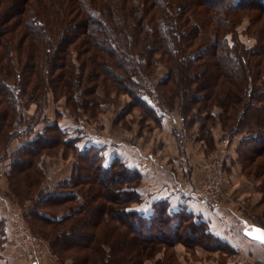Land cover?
I'll return each instance as SVG.
<instances>
[{"label": "trees", "instance_id": "obj_1", "mask_svg": "<svg viewBox=\"0 0 264 264\" xmlns=\"http://www.w3.org/2000/svg\"><path fill=\"white\" fill-rule=\"evenodd\" d=\"M18 3V14L10 13L14 25L0 20V147L12 137L13 121L22 119L21 108L31 103L39 108L49 91L55 97L73 98L72 109L87 107L97 98L99 86L127 92L135 106L156 118L150 100L139 91L147 83L139 76L150 81L160 62L166 71L154 85L150 83L158 107L167 108L176 101L183 123L190 124L213 120L217 106L227 133H247L240 145L238 142L237 160L251 149L249 159L261 158L256 175L264 172V14H255L244 31L254 40L251 45L240 41L236 29L237 13H264V0ZM17 27L19 33H15ZM7 41L15 43L16 56L5 45ZM79 94L75 102L74 96ZM242 99L246 102L239 106ZM18 132L24 133V129ZM51 141L73 150L82 158L83 167L73 172L68 184L37 188L41 176L36 156ZM76 142L57 123L49 124L44 133L23 142L9 173L10 179L14 175L15 196H32L25 211L30 226L44 233L51 226V248L60 256L72 251L83 254L76 264H143L144 247L149 248L148 243L158 240L160 234L165 238L160 230L167 223H172V237L184 221H189V232L195 227L197 236H212L185 206L172 210L165 199H158L147 215L133 208L130 204L140 200L135 188L140 173L117 156L106 164L98 149L79 148ZM2 223L0 220L1 231ZM77 238L80 242L75 243Z\"/></svg>", "mask_w": 264, "mask_h": 264}, {"label": "rangeland", "instance_id": "obj_2", "mask_svg": "<svg viewBox=\"0 0 264 264\" xmlns=\"http://www.w3.org/2000/svg\"><path fill=\"white\" fill-rule=\"evenodd\" d=\"M19 1L21 0H0V20L3 19L5 25L11 26L15 21L10 13L18 14L17 6L21 3H18ZM237 14H240L236 26L238 37L244 45H251L254 40L247 38L244 31L248 30V24L255 18V14L264 13L245 10ZM2 26L0 25V28ZM15 33H19L18 27ZM5 45L13 48L15 56L17 55L14 42L7 41ZM72 57L76 59V54L73 53ZM75 62L77 65V60ZM156 63L158 66L154 71L153 79L149 81L139 76L140 80L147 82L140 86L139 91H143L144 98L150 100L156 118L152 113L148 114L135 106L134 98L130 93H118L116 90L102 86L97 88L95 91L97 98L91 100L87 107L78 106L72 109L73 98L69 101L64 96L55 97L52 91H49L39 108L34 103L21 108L22 119L19 122L13 119L10 129V132L13 131L12 137L3 148L0 147V198L4 200L0 199V220L3 222L2 231L0 230V248L3 249V245L6 244L18 246L10 219V216L18 215L31 234L48 244L49 252L40 262L76 264L75 260L81 254L72 251L60 256L51 248L50 241L53 238L50 232L51 226L45 227L47 233L42 230L40 232L37 228L32 229L28 221L30 217L25 213L32 202V196L29 199L16 197L12 191L14 175L12 174V179L9 177L12 161L21 155L23 142L39 133H44L49 124L57 123L66 130L68 136L75 137L79 148L89 146L93 151L95 147L98 152H102L104 163L107 164L113 154V158L118 155L121 160V155L128 160L127 164L125 162L128 168L130 164L133 166L130 168L147 175L148 180L142 181L141 177L136 187L133 185L127 187H135L139 194L140 192L144 194L143 196L140 194L139 202L137 200L130 204L133 208H142L146 207V204H151L149 210H153L157 190H168L171 193L186 194L187 198L191 197V201L205 211L211 209L218 212L216 221L219 224L208 225L207 221L202 219L205 215L203 212L197 215L190 210L191 208L186 207L193 213L194 221L207 225L206 233L215 236L213 230L223 232L226 236L225 242H220L222 239L218 237L219 241L215 238L217 236H197L198 228L195 227L189 232L187 228L190 225L189 221H184L183 227L172 237V229H170L172 223L169 225L167 223V226H163L160 230L166 233L165 238H161L162 234H160L158 240L148 243L149 248L144 247L143 264H264V249L262 247L256 249L254 243L239 235L233 218L225 215L224 210H221V207L228 206L243 214L250 222L264 226V172L256 175L260 169L261 158L257 157L254 161L249 159L252 150L247 148L248 151L241 149L244 150L242 157L237 160L238 142L240 145V140L247 133L241 131L227 133L221 123V110L217 106L214 108L216 114L213 120L205 122L196 120L190 124L183 123L176 101L169 103L167 108L164 106L162 109L159 108V100L150 83H156L166 69L160 62ZM80 97V94L75 95V102ZM240 102L239 106L246 101L242 99ZM20 128L24 129V133L18 132ZM177 132L180 135H177ZM52 143L51 141L46 144L47 147L42 149L43 153L36 156L35 164L38 165V173L41 176L37 188L53 187L58 183L68 184L73 172L81 171L83 167L80 166L82 158L68 146ZM19 161L20 159L17 162ZM218 174L220 177L218 183H215V176L217 178ZM192 177L195 182L191 181ZM208 184H216L217 187L212 186L209 189ZM209 200L216 201L217 207L211 206ZM176 236L183 239L175 238ZM71 240L72 238L68 239ZM78 242L80 240L77 238L75 243ZM26 262L29 264L27 259Z\"/></svg>", "mask_w": 264, "mask_h": 264}, {"label": "crops", "instance_id": "obj_3", "mask_svg": "<svg viewBox=\"0 0 264 264\" xmlns=\"http://www.w3.org/2000/svg\"><path fill=\"white\" fill-rule=\"evenodd\" d=\"M120 155V154H119ZM114 154L112 156H110L109 160H111L113 158ZM118 156V155H117ZM121 160L126 164L128 162V160L126 158H123L121 155ZM129 167H133L132 165L128 164ZM141 177H142V181L143 180H148L147 175L144 172H141ZM192 182H195V179L193 180L192 177ZM140 194H142L140 192ZM156 194V199H165L171 206L172 210H178L181 207L185 206L187 208H191L190 210L194 211L197 215L199 214V212H203L205 215L204 217H202V219H205L208 223V225H212V224H216L218 225V221H216V219H218L217 213L213 210H203L198 204H196L195 202L191 201V197L187 198L186 194L184 193H171L168 190H157ZM144 194H142L143 196ZM148 205V206H147ZM151 204H146V207H134L135 209L144 212V214H149L152 210H149ZM200 215V214H199ZM205 224V223H204ZM206 225V224H205ZM207 226V225H206ZM264 227V226H263ZM239 233V235H241L242 237H245V235L239 230L236 229ZM213 232L216 233L215 236L220 237L222 239L223 242H225V234L223 232H218V230H213ZM219 239V238H218ZM246 240V238H245ZM252 242V241H250ZM253 243V242H252ZM254 245V244H253ZM254 247L256 249L259 250V246H257L256 244L254 245ZM263 253V252H262ZM264 255V253H263ZM0 264H27L26 262V258L24 256V254L22 253L21 249L19 248V246H13L11 244L9 245H3V249L0 248ZM36 264H50L49 262L44 261L42 263V261L36 263Z\"/></svg>", "mask_w": 264, "mask_h": 264}, {"label": "built area", "instance_id": "obj_4", "mask_svg": "<svg viewBox=\"0 0 264 264\" xmlns=\"http://www.w3.org/2000/svg\"><path fill=\"white\" fill-rule=\"evenodd\" d=\"M218 177L215 176V183H218ZM212 186L217 187L215 185L208 184L207 188H211ZM2 201L3 198H0ZM211 206L217 207L216 201L213 202L209 200ZM12 220V231L14 232V236H16L18 241V246L21 249L22 253L26 257L29 264L38 263L46 254H48V244L43 239L38 238L37 236L31 234L28 228L23 224L22 220L19 219L18 215L10 216Z\"/></svg>", "mask_w": 264, "mask_h": 264}, {"label": "water", "instance_id": "obj_5", "mask_svg": "<svg viewBox=\"0 0 264 264\" xmlns=\"http://www.w3.org/2000/svg\"><path fill=\"white\" fill-rule=\"evenodd\" d=\"M221 210H224L225 215H228L229 217L233 218L234 222L237 225V229H239L248 240L252 241L254 244L264 249V242H262L260 239L255 238L260 235V233L256 231L257 229L264 230V227L262 225L250 222L243 214L236 212L228 206L223 208L221 207Z\"/></svg>", "mask_w": 264, "mask_h": 264}, {"label": "snow or ice", "instance_id": "obj_6", "mask_svg": "<svg viewBox=\"0 0 264 264\" xmlns=\"http://www.w3.org/2000/svg\"><path fill=\"white\" fill-rule=\"evenodd\" d=\"M256 231H257L258 233H260V235H258V236L255 237V238L260 239L262 242H264V230H262V229H257Z\"/></svg>", "mask_w": 264, "mask_h": 264}]
</instances>
